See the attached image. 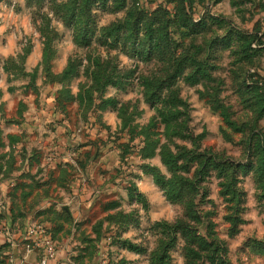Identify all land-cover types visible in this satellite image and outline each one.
<instances>
[{
    "label": "rangeland",
    "instance_id": "rangeland-1",
    "mask_svg": "<svg viewBox=\"0 0 264 264\" xmlns=\"http://www.w3.org/2000/svg\"><path fill=\"white\" fill-rule=\"evenodd\" d=\"M262 13L264 0H0V161L14 149L10 167L27 160L19 127L46 107L63 127L92 120L69 146L80 167L116 153L93 174L112 190L90 216L37 212L53 239L72 237L64 257L264 264ZM96 112L119 124L97 127Z\"/></svg>",
    "mask_w": 264,
    "mask_h": 264
},
{
    "label": "clouds",
    "instance_id": "clouds-1",
    "mask_svg": "<svg viewBox=\"0 0 264 264\" xmlns=\"http://www.w3.org/2000/svg\"><path fill=\"white\" fill-rule=\"evenodd\" d=\"M233 13L235 15V9H233ZM31 110L35 111L36 109L33 106ZM93 115L99 117L97 127L111 123L115 128L119 124L118 120L109 121L103 113L96 112ZM251 116H253V113L249 111L244 119ZM56 118L55 115L45 116L42 124L33 123L28 126L29 132L36 130L39 133L34 139L29 138L28 155H31L33 145H39L40 140L46 139L48 141L47 151L51 155L45 159L44 164L46 166L43 171H40L39 168L36 169L38 175L35 178L36 180H43L51 176L59 186H48L39 190L30 188L28 191L32 194L28 198H24L23 191H21L17 193L15 199H12L7 193L18 182L19 173L24 171V165L27 164V160L20 165L13 164L10 167V162L15 154L14 149L4 153V159L0 161V212H7L9 204L12 203L15 205L17 212L22 209L27 213L26 217L16 219L11 232L7 230L11 215L5 218V228L2 238H0V246L6 243L7 246L4 247L3 253H0V264H56L57 259L60 260V264H73L67 257L60 259L63 253L69 250L70 246L67 241L71 240L72 237L61 238L57 235L53 239L52 234L44 230L45 225H51L52 218L47 217L33 221L31 219L32 214L39 208L49 206L52 202H55V210L61 212V205L67 203L72 209L74 217L72 223L74 225L76 220L86 218L95 211L93 203L101 192L112 190L108 184L101 185L97 183L93 179V174L98 167L113 163L116 153L114 151L109 152L107 148H103L102 151H104L105 155L102 160L94 162L87 160V168H82L78 165L77 160L82 159L83 154L73 151L69 147L86 138L82 129L91 130L93 127L92 120L90 119L87 122L79 120V123L68 124L67 130L71 135H60L59 127L56 133H52L47 127L50 123L54 124ZM44 133H48L46 137ZM97 135H103V132L97 131ZM57 163H60L64 168H72V173L63 181L58 178L59 169L56 168ZM51 183L50 181V185ZM86 184L92 185L91 193L82 190ZM126 211L130 210L126 209ZM169 218H171V213H169ZM254 227L258 229L256 232L257 238L264 239V228L259 225H254ZM128 235L132 234L129 233ZM23 239H28L30 243H21ZM81 264H86V262H81Z\"/></svg>",
    "mask_w": 264,
    "mask_h": 264
},
{
    "label": "crops",
    "instance_id": "crops-1",
    "mask_svg": "<svg viewBox=\"0 0 264 264\" xmlns=\"http://www.w3.org/2000/svg\"><path fill=\"white\" fill-rule=\"evenodd\" d=\"M54 114L52 112H50V110L48 109V107H46L45 109L41 108L40 112L32 117H28L24 120L23 124L21 125V128L19 127L20 131H21V135L25 136L23 138L24 140V145L26 147V153H27V164L24 165V171H21L19 173V176L17 178L18 183H21V186L18 188H12L11 191H9L7 193V195L12 198L15 199L17 196L18 192L23 191V195L24 198H28L29 196H31V192L28 191V189L30 188H35V189H39L37 187V184L43 180H36V175H38V172L36 171L37 168H39L40 171H43V168L46 166L44 164L45 159H47L51 154L47 151V146H48V141L46 139H42L39 142V145H33L31 148V155H28L29 152V138L34 139L37 135H39V133L36 130H33L32 132L28 131V126L32 125L33 123H37V124H42L43 123V118L45 116H53ZM56 116V115H55ZM3 123V122H2ZM3 126L5 127V124H3ZM13 128H8L10 132L15 131L13 130L14 128H17V126H12ZM47 127L50 129V131L52 133H56L57 129L59 127V133L60 135H71V133H68L67 127H63L61 125V123L57 122V118L54 121V124L50 123L47 125ZM12 133H16V132H12ZM48 133H44V136L46 137ZM84 149V148H83ZM72 150V149H71ZM60 167H62V165L60 163L56 164V168L60 169ZM49 181L51 180V176H49L48 178ZM44 179V180H45ZM15 184V185H16ZM16 193V194H15ZM67 204V203H66ZM11 203L9 204V208H8V216L11 215V219L8 222L7 225V230L9 232L12 231V228L15 224V221L17 218H23L24 216H27V213H25L22 209L21 211L24 212V215L22 217L16 216L15 213L11 212H17L16 209L14 210V208H11ZM68 211L71 208L70 205L67 206ZM40 209H37L34 214H32L31 219L33 221H37L39 219L37 215V212H40ZM14 214V216H13ZM5 228V225H4ZM3 228V229H4ZM3 232V231H2ZM3 235V233H2ZM28 240L27 239H23L21 240V243H27ZM64 256H62L60 259H62ZM68 258V257H67ZM68 260L70 261V259L68 258ZM56 264H60V260L57 259L56 260Z\"/></svg>",
    "mask_w": 264,
    "mask_h": 264
},
{
    "label": "trees",
    "instance_id": "trees-1",
    "mask_svg": "<svg viewBox=\"0 0 264 264\" xmlns=\"http://www.w3.org/2000/svg\"><path fill=\"white\" fill-rule=\"evenodd\" d=\"M67 73V72H66ZM223 261V260H222ZM187 264H193V260H189Z\"/></svg>",
    "mask_w": 264,
    "mask_h": 264
},
{
    "label": "built area",
    "instance_id": "built-area-1",
    "mask_svg": "<svg viewBox=\"0 0 264 264\" xmlns=\"http://www.w3.org/2000/svg\"><path fill=\"white\" fill-rule=\"evenodd\" d=\"M44 230H45V232H47V228L44 226ZM28 240V239H27ZM27 243H30V241L28 240V242Z\"/></svg>",
    "mask_w": 264,
    "mask_h": 264
}]
</instances>
